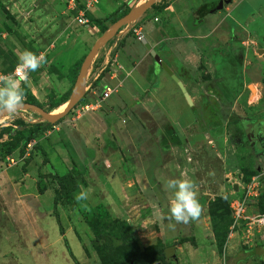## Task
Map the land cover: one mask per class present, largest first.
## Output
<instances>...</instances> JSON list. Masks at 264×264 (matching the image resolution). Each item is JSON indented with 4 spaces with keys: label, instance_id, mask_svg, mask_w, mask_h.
Segmentation results:
<instances>
[{
    "label": "rangeland",
    "instance_id": "1",
    "mask_svg": "<svg viewBox=\"0 0 264 264\" xmlns=\"http://www.w3.org/2000/svg\"><path fill=\"white\" fill-rule=\"evenodd\" d=\"M1 1L0 17L4 20L0 23H4L2 30H5L7 38L13 39L14 33H20L26 44L38 53L46 54L47 63L36 72L38 78L42 79L37 84L41 90V100L38 102L31 98L24 88L25 103L28 105L15 115L0 117V170L13 164L20 151H23V155L33 157L39 150L38 143L30 152L25 150V144L32 139L38 142L43 133L53 130L48 119L63 115L68 104L60 109L58 107L66 102L76 83L80 81L83 88L86 80L92 77L91 72H97L96 67L105 68L97 77L98 80L106 76L109 67L105 62L107 53L102 52L103 48L95 43L89 45L87 34L92 33L93 20L88 18V28L75 22L76 11L82 8L78 0ZM173 1L156 0L151 6V12L148 9L149 12L143 16L141 26L147 28L151 23V30L157 31L160 27L177 29L182 25L192 30L193 36L199 35V28L203 27L206 31L205 24L210 19L207 18L209 20L206 19L202 25L201 22L197 23L199 21L196 17L192 21L194 10L204 4H223L222 9L212 13L215 15L212 18L214 24L220 30L218 36L205 34L208 36L204 39L205 46L199 54L200 59L190 51L186 56L183 53L175 71L180 74V78L191 83L195 109L214 115V130L222 132L218 143L227 151L222 148V151L217 152L221 166L217 160L211 159L213 172H209L210 163L205 166L207 172L204 174L209 178L206 182L216 184H212L216 187L215 194L219 195L218 191L222 194L199 199L203 205L202 214L198 218L200 222L196 219L188 224L180 223V227L176 225L173 230L168 228L169 221L166 219L172 199L167 196L172 194V190H164L167 187L166 181L161 183L165 185L161 190L158 188V191L160 199H164L167 206L165 212L158 214L152 206L151 191L147 190L143 178L137 182H124L121 190L117 191L113 182L101 185L100 182L89 181L96 178L92 176L87 180L76 169L84 183L70 191L68 179H59L72 174L76 167L69 162L63 165L55 157L53 166L58 171L54 169L55 172L41 176L38 183L45 193L44 207L50 210L42 223L50 249L36 242L38 229H30L25 221L17 223L9 214L5 219L0 214V243L9 250L5 253L0 251V257L3 256L0 264H264V227L252 221L254 216L264 213V175L259 182V193L263 198L247 206L243 219L234 221L229 204L240 195L245 184L257 175L258 170H249L248 167L253 165L259 171L264 169V150L256 149L245 136L253 123L264 121V7L260 11L261 15L253 20L252 27L255 29L249 32L232 23L233 6L238 0H181L173 8L179 11L180 3L184 4L181 24L176 22L175 14L169 17L163 13ZM250 2L252 9H255L253 12L258 11V6H264V0ZM144 5L145 2L140 1L138 8ZM222 18L225 22H221ZM217 20L220 22L216 23ZM136 25L140 23H134L129 28V35L135 36L133 28L138 27ZM116 42L120 43L121 40ZM114 56L111 52L109 58ZM155 64L160 74V81L157 82L155 78V84L160 83V89L154 95L159 112L165 115L169 123H178L179 127H184L188 121L194 120L193 112L178 84L159 70L161 66L158 63ZM143 75L144 71H140L134 77L142 83L140 89L151 84V79L144 80ZM54 78L66 79L69 90L65 91L61 83L57 86ZM250 85L254 92L249 89ZM121 92L126 93L125 90ZM79 104L76 102V106ZM78 109L80 111L81 106ZM131 116L129 122L137 126V120ZM175 129L178 128L175 126ZM196 129V139L202 140L201 130ZM186 133L188 137L189 131ZM141 137L144 136L138 138ZM205 141L216 150L212 139ZM45 148L49 149V145ZM126 148L125 151H128ZM57 150L58 153L62 151ZM225 151L233 162L228 166H223L221 162L222 155L226 156ZM125 154L122 153V156ZM85 189H91L88 199L77 202L75 195ZM60 228L63 229L64 237L60 234ZM201 244H208L210 248L202 250L198 247ZM169 248H173L174 258L165 257V251ZM224 257H228L226 263Z\"/></svg>",
    "mask_w": 264,
    "mask_h": 264
},
{
    "label": "crops",
    "instance_id": "2",
    "mask_svg": "<svg viewBox=\"0 0 264 264\" xmlns=\"http://www.w3.org/2000/svg\"><path fill=\"white\" fill-rule=\"evenodd\" d=\"M78 1L86 17L93 20L92 33L87 34L90 40L89 45L95 43L98 47L103 48L102 52L107 53L105 62L109 67L106 76L98 80L97 77L105 68L96 67L97 72H91L92 77L86 80L83 88L78 81L65 100L66 102H62L58 108H63L70 103H75L74 106L65 118L62 119L65 115L61 116V114L56 117L57 119L55 118L56 120L50 122L53 130L46 131L38 139L39 150L34 153L33 157L28 154L23 156L18 154L13 164L0 170L1 216H4L5 219L9 214L17 223L25 221L29 224L30 229H38L35 240L38 245L47 248L46 231L42 223L48 216L46 213H49L50 210L44 207L45 193L40 192L38 183L41 176L55 172L54 169L58 171L53 166L55 157L57 158L55 160L63 163V165L68 162L71 163L84 174L87 180L92 176L96 178L89 181L100 182L101 185L110 181L113 182L112 185L117 191L121 190L124 182H137L143 178L147 183V190L151 191L152 206L158 214L165 212L167 206L163 201L164 199H160L161 195L158 188L159 190L163 189L165 184L161 183L167 182L169 179L191 178L199 186V199L212 198L222 194L221 191H218L220 192L219 195L215 194L216 187L212 185L214 182H206L209 178L204 175L207 172L205 166L210 163L209 172H213V162L210 160H217L218 162L219 154L217 152L224 148L218 143V138L222 132L217 133L214 130L216 125L214 115L210 116L205 111L195 109V97L191 83L180 78V74L175 72L183 53L186 56L190 51L197 54L200 59L199 54L202 53L201 49L205 46L204 39L208 36L205 34L218 36L220 30L214 24L215 20L212 19L216 12L205 15L199 22L195 20L198 24L201 22V25L205 23L207 18L210 19V22L205 24L206 31L200 27V34L193 36L191 34L193 31L185 29L182 25L176 29L170 28L167 24L168 27H160L157 31L151 30V23L147 28L142 27L143 16L147 12H151V6L156 0H96L91 3L88 9L85 3L90 0ZM140 1L141 3L145 2V5L138 8ZM258 1L262 2V0ZM178 2L181 0L173 1L163 10V13L169 17L175 14L176 22L181 24L183 22L181 9L184 4L180 3L179 11L173 9ZM263 7L258 6V11L253 12L255 9H252L250 0H238L233 6L232 23L245 28L243 29L245 31H253V20L261 15L260 11ZM148 9L150 10L148 11ZM116 11H120V17L113 23L106 22L105 19L112 16ZM134 17L135 19H132ZM194 17L195 14L191 19L192 21ZM2 20L4 18L0 17V22ZM223 21L225 22L224 18L221 19V22ZM134 23H140L136 26H140L139 28L143 31L142 41H138L136 36H131L128 33L130 32L129 28H132ZM3 24L0 23V74H8L14 72L18 58L25 49H30L37 55L40 53L26 44V40L20 33H18L20 39L16 33H14L15 38L8 39L5 30H2ZM214 25L215 28H213ZM3 32L4 34H1ZM262 39L264 40V36ZM117 40H121V42L117 43ZM187 41L189 43L185 44ZM146 44L150 46V50L146 49ZM151 50L158 55L159 59L169 67L175 76L179 77L178 79L185 90L182 94L193 112L194 120L188 121L184 127H179L178 123H169L165 115L159 112L154 95L160 89V83L155 84V78L157 82L160 81V74L155 69L157 65L151 55ZM111 52L115 55L113 58H109ZM159 70L163 71L162 68ZM140 71H144L142 76L144 80L151 79V84L141 89L142 83L134 79L135 74ZM36 72H32L27 82L22 86L32 98L39 102L41 90L37 84L42 79L38 78ZM33 76L37 77L38 80H34ZM152 80L154 81L152 82ZM55 82H57V86H60L61 83L65 91L70 88L66 79H55ZM107 89L111 93L108 98L101 99V94ZM124 90L126 93L121 92ZM98 100H101L98 109L87 112L79 111L80 106L92 104ZM76 102H80V104L76 106ZM27 105L25 103L24 106ZM131 115L137 120V126L129 122L128 118L132 117ZM175 126L178 129H175ZM196 128L201 130L202 140L196 139L197 133H194ZM188 131L187 137L186 132ZM50 136L52 138H49ZM139 136L144 137L138 138ZM182 136H185L183 140ZM208 139H212L211 142L215 143L216 150L210 146L211 143L205 141ZM46 145H49V149L45 148ZM150 146L151 148H149ZM125 148L131 152L125 151ZM57 149L62 151L58 153ZM226 151V156L222 155L223 166L233 163L231 156L227 155ZM45 152H48L46 153L47 163L43 162ZM124 152L126 154L122 156ZM218 164L221 166L220 161ZM149 181H151V187ZM112 185L110 187H113ZM164 190L167 191L166 186ZM167 196L172 198L173 190L172 194ZM197 222H200V219ZM36 224H40V226L38 227ZM176 225L180 227V224ZM1 245L2 243H0ZM198 247L202 250L210 248L208 244H201ZM0 251L9 252L3 245L0 247ZM0 259H3V256Z\"/></svg>",
    "mask_w": 264,
    "mask_h": 264
},
{
    "label": "clouds",
    "instance_id": "3",
    "mask_svg": "<svg viewBox=\"0 0 264 264\" xmlns=\"http://www.w3.org/2000/svg\"><path fill=\"white\" fill-rule=\"evenodd\" d=\"M47 63L46 54L25 49L18 58L16 69L12 73L0 74V117L17 114L25 105V89L22 86L32 72ZM22 76L23 79L20 77ZM198 184L191 178L169 179L167 188L173 190L169 202L168 228L176 224H188L198 219L203 211V205L198 198ZM91 189H85L75 195L77 202L87 200Z\"/></svg>",
    "mask_w": 264,
    "mask_h": 264
},
{
    "label": "built area",
    "instance_id": "4",
    "mask_svg": "<svg viewBox=\"0 0 264 264\" xmlns=\"http://www.w3.org/2000/svg\"><path fill=\"white\" fill-rule=\"evenodd\" d=\"M96 0H90L89 2L85 3L86 8L88 9L91 6L92 2H95ZM75 22L80 25L81 27L88 28L90 26V22L88 18L85 15V12L83 10H77L76 11V17ZM133 32L135 36L137 37L138 41H142L143 34L142 30L139 27H134ZM21 79L22 76L20 77ZM111 91L107 89L105 92L101 94V99L108 98ZM101 100H98L94 103H88L81 107L80 112H87V111H94L100 107ZM37 141L35 139L30 140L25 145V150L27 152H30L34 146H36ZM264 175V169L261 171H258L257 175H254L250 181L245 184V186L242 188V192L239 196L236 198H233L229 204L231 209L232 218L234 221L238 222L239 220L244 218V214L247 210V206L252 202H257L259 196L261 193H259V182L260 177ZM253 223L261 225L264 227V213L258 214L252 218Z\"/></svg>",
    "mask_w": 264,
    "mask_h": 264
},
{
    "label": "trees",
    "instance_id": "5",
    "mask_svg": "<svg viewBox=\"0 0 264 264\" xmlns=\"http://www.w3.org/2000/svg\"><path fill=\"white\" fill-rule=\"evenodd\" d=\"M216 4L215 3H210V4H204V5H202V6H200L199 8H197L196 10H195V12H194V14H195V17H196V20H201L205 15H207V14H211V13H215V12H217L216 11V6H215ZM120 11H116L112 16H110L109 18H107V19H105V21L106 22H109V23H113V22H115L119 17H120V13H119ZM16 35H17V37L20 39V35L18 34V33H16ZM30 50V49H29ZM30 51H32V50H30ZM33 79L34 80H38L37 79V77H34L33 76ZM32 98V97H31ZM50 125V124H49ZM52 125V124H51ZM39 133H41V131L39 132ZM36 134H38V133H36ZM35 134V135H36ZM33 140V139H32ZM29 142V141H28ZM38 143V142H37ZM27 144V143H26ZM25 144V145H26ZM24 148H25V146H24ZM20 156H23V151H20ZM44 155V158H43V161H44V163H47L48 162V159H47V157H46V155L45 154H43ZM248 169L249 170H257V168L255 167H253V165H250L249 167H248ZM74 170L75 171H73V173L72 174H74V175H72V174H68L66 177H63V178H60L59 180L60 181H62L63 179H68V181L70 182V184H71V187H70V191H74V190H76L77 189V187H78V184H83L84 183V179L81 177V174L76 170V168H74ZM256 173H258V172H256ZM76 179L78 180V181H76ZM40 192H42V191H40ZM262 196V194H260V196H259V198H258V200H257V203H258V201L260 202L261 200H262V198L263 197H261ZM57 216V215H56ZM57 220H58V216H57ZM90 227L93 229V230H95L94 228H93V226L90 224ZM60 234H61V236L62 237H64V233H63V229L62 228H60ZM97 239H98V236H97ZM65 245H66V247H67V250H68V253L70 254V256L72 257V259H73V256H72V254H71V251H70V248L68 247V245H67V242L65 241ZM226 259H228V257H224V261H225V263H226ZM227 264V263H226Z\"/></svg>",
    "mask_w": 264,
    "mask_h": 264
},
{
    "label": "water",
    "instance_id": "6",
    "mask_svg": "<svg viewBox=\"0 0 264 264\" xmlns=\"http://www.w3.org/2000/svg\"><path fill=\"white\" fill-rule=\"evenodd\" d=\"M229 1H231V0H229ZM222 7H223V4H222V3H218V6H216V11L222 9ZM146 49H148V50L151 49L150 46H149L148 44H146ZM150 52H151V55L153 56L155 62L158 63V64L161 66V68L163 69V71H164V72H165L170 78H172V79L178 84V86L180 87L181 91L184 93L185 90H184V88L182 87V85H181L179 79L173 74V72L169 69V67L159 59L158 55H156V53H155L153 50H151ZM250 87H251V85L249 86V89L251 90ZM74 104H75V103H70V104L66 107V109H65V111H64V113H63V115H66V114L69 112V110L72 109V107L74 106ZM63 115H61V116H63ZM56 119H57V118H56ZM56 119H51V118H50V119H48V120H49V122H53V121L56 120ZM257 170L259 171V168H258ZM165 257L168 258V259H169V258H174V257H175V254H174V250H173V248H169V249H167V250L165 251ZM156 264H159V263H156Z\"/></svg>",
    "mask_w": 264,
    "mask_h": 264
},
{
    "label": "flooded vegetation",
    "instance_id": "7",
    "mask_svg": "<svg viewBox=\"0 0 264 264\" xmlns=\"http://www.w3.org/2000/svg\"><path fill=\"white\" fill-rule=\"evenodd\" d=\"M246 140L256 149L264 150V121L253 123L246 133Z\"/></svg>",
    "mask_w": 264,
    "mask_h": 264
},
{
    "label": "bare ground",
    "instance_id": "8",
    "mask_svg": "<svg viewBox=\"0 0 264 264\" xmlns=\"http://www.w3.org/2000/svg\"><path fill=\"white\" fill-rule=\"evenodd\" d=\"M251 87H252V86H251ZM251 87H250V88H251ZM251 90H252V92H254L252 88H251ZM189 99H191V98L189 97ZM155 264H156V263H155Z\"/></svg>",
    "mask_w": 264,
    "mask_h": 264
}]
</instances>
